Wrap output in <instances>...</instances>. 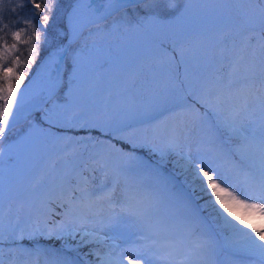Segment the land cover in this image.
Instances as JSON below:
<instances>
[{"label": "snow or ice", "instance_id": "1", "mask_svg": "<svg viewBox=\"0 0 264 264\" xmlns=\"http://www.w3.org/2000/svg\"><path fill=\"white\" fill-rule=\"evenodd\" d=\"M25 2L31 4V15L7 20L5 12L17 13L18 9L24 8ZM108 2L116 6L137 2L150 6L153 11L149 18L153 21L176 7L170 0ZM246 2L257 6L254 11H258L260 17L259 36L254 27L249 28L240 34L238 41L232 42L231 47H223L220 56L224 62L210 79L201 83L198 93L185 92L184 81L175 77L171 86L165 89L162 103L171 102L182 110L152 125L150 133L145 130L143 139L132 124L121 121L114 125L111 118L86 120L79 125L82 129H95L105 135L118 134L113 138L125 142L131 150L125 152L123 148L109 144V155L136 161L129 165V171L138 168L159 178L170 162L168 157L173 153L179 155L185 173L191 177V184L207 197L204 203L195 204L181 197L184 217L177 225L175 220L161 214V199L147 191L141 182L125 171L110 174L105 158L93 159L95 166L91 171L103 170L102 183L94 186L84 175L89 170L88 165L77 178L61 181L53 190L55 194H47L43 199L41 219L28 233L29 239L37 234L44 235L45 231L48 238L70 236L75 239L76 233L82 232L81 243H99L105 238L95 231L97 226L101 231L110 230L134 220L140 235L128 242L129 247L113 245L104 255L96 251L98 264H209L207 255L211 241L201 231L200 220V214L207 212L209 216L223 220L231 232L232 244L239 245L241 251L255 258L252 264H264V0ZM91 3L92 0H78V5L89 8ZM8 4L11 0H0V142L17 123L27 96L21 85L36 62L44 39V31L34 21L38 19L43 29H47L57 0H16L11 7ZM165 44V41L160 42L158 62L178 66L177 55L182 61L185 49L172 45L169 50ZM21 45L26 48L22 50ZM138 114L130 112L126 119H135ZM41 119L50 122L51 116ZM198 128L204 137L193 151L189 141L195 143L193 133ZM186 144H189L187 152ZM144 147L158 153L159 159L139 160L135 157V150ZM41 182L42 178L37 184ZM58 216L62 218L55 222ZM50 223L52 227H48ZM89 225L93 226V231L87 230ZM177 226L182 229L179 238L173 231ZM24 235L21 229L20 235L13 239L22 240ZM4 238L3 215L0 214V243ZM29 254L28 249L10 248L8 264H28ZM4 257V249L0 248V264H5ZM55 264L66 262L58 260Z\"/></svg>", "mask_w": 264, "mask_h": 264}, {"label": "rangeland", "instance_id": "2", "mask_svg": "<svg viewBox=\"0 0 264 264\" xmlns=\"http://www.w3.org/2000/svg\"><path fill=\"white\" fill-rule=\"evenodd\" d=\"M170 2L176 7L169 9L167 14L160 15L157 21L149 18L153 11L150 6L137 3L124 8L106 21L88 26L68 46L64 57L71 59L63 61L55 90L41 102L43 105L48 104L44 105L40 113L35 110L23 122L16 124L0 142V149L3 150L0 154V214L3 215L5 237L0 248L4 249L5 264H8L7 253L10 248L28 249V264H55L58 260L66 264H98L96 251L104 255L113 245L129 247L128 242L140 235L137 222L128 220L110 230L101 231L97 226L95 231L105 238L99 243H81L83 233L78 232L76 240L79 243H75V247L68 243L72 237L56 239L37 235L31 239L24 236L22 240L8 237L11 236V228L29 226L32 219L40 220L45 196L55 194L53 190L61 181L77 178L85 165L90 168L93 159L105 158L110 174L125 171L141 182L147 191L161 199V214L175 220L177 225L184 217L180 198L195 203L192 193L183 189L180 182L166 173L170 171L178 174L183 170V160L179 155L173 153L168 157L170 162L157 178L138 168L129 171V165L136 161L110 156L109 144L123 148L125 152L131 149L105 140V134L94 129L93 133L85 135L82 140L80 136H76L75 131H71L81 120L93 122L111 118L114 125L124 121L132 124L134 129H141L144 133L148 130L150 133L152 125L171 118L174 113L182 110L174 107L171 102L162 103L164 91L171 86L175 77L184 81L188 92H192V89L197 91L201 83L210 79L219 64L224 62L220 56L223 47H231L232 42L238 41L240 34L249 28L254 27L259 36L260 17L258 11H254L257 6L248 4L246 0ZM14 3L16 0H11V4ZM11 4L7 6L11 7ZM80 8L78 0H57L52 13L53 19L49 22L52 30H48L49 33L34 21L44 31L39 52L49 48L43 59L49 60L60 44L66 42L68 26L63 30L60 22L65 20L67 24ZM5 16L7 20L13 21L29 15L24 13L22 17H13L14 13L6 11ZM64 32L66 39L62 40ZM161 41L166 42L165 46L169 50L172 45L185 49L182 61L177 55L178 66L161 65L158 62ZM20 47L22 50L26 48L24 45ZM45 66L43 71L50 68L48 61ZM38 68H34L32 73ZM28 80L24 81L21 89ZM130 112L139 114L135 119H126ZM46 115L51 116L50 122L41 119ZM73 116L78 118L73 119ZM168 122L171 124V119ZM201 134L204 133L198 128L193 133V137L198 139L194 140H199ZM189 144L194 151L197 144ZM189 144L185 145V152L189 150ZM134 156L139 160L159 159V154L152 153L148 147L144 150L136 149ZM184 177L187 179V176ZM41 178L42 182L37 184ZM195 192L204 201L207 199L198 188ZM212 216L214 223L208 222L204 217L203 221L200 215L201 231L211 241V249L207 255L209 264H225L234 258H240L242 264H252L255 258L241 251L239 245H233L231 232L223 220ZM87 230L93 231V226L89 225ZM173 231L177 238L182 235L179 226ZM11 234L19 236L15 232ZM77 245L82 249L81 259L75 255Z\"/></svg>", "mask_w": 264, "mask_h": 264}, {"label": "trees", "instance_id": "3", "mask_svg": "<svg viewBox=\"0 0 264 264\" xmlns=\"http://www.w3.org/2000/svg\"><path fill=\"white\" fill-rule=\"evenodd\" d=\"M31 12H32L31 4L25 2L24 8H23V9H18V12H17V13H14V16H13V17H22V16L24 15V13H26V14H28V15L30 16V15H31ZM36 24H37V23H36ZM60 25H61L60 28L62 27L63 30H66L65 20H61ZM37 26H40V25L37 24ZM48 30H49V31H52V30L50 29V24H49V26L47 27L46 31L48 32ZM84 31H85V30H83V31L80 33V35H81ZM48 33H49V32H48ZM65 35H66V34H65V32H64V37L62 38V40H65V39H66V36H65ZM87 38H88V37H87ZM70 45H71V44H70ZM48 49H49V48L46 47V48L40 50L39 55L36 57V62L33 64L32 69H31L30 71H28V74L26 75L25 80H26V79L28 78V76L31 74L33 68H34V67L36 66V64L42 59V57H43L44 54L48 51ZM68 56H69V54H68ZM69 58H70V57H65L64 61L67 60V62H68V61L71 59V58H70V59H69ZM184 88H185V91L188 92V91H187V86H186V84L184 85ZM198 92H199V90L195 91V90L192 89V93H198ZM46 104H48V103H46ZM46 104H45V105H46ZM197 106L199 107V105H197ZM43 108H44V107H43ZM43 108H42L41 110H39L38 113H40V111H42ZM201 111H204V109L201 108ZM85 121H86V120L78 121V122L75 124V128H73V130H71V131H75L76 136H80V138L85 137V135H89V134L93 133L92 131H95L94 129H93V130H90V129H82V128H80L79 125L82 124V123H84ZM89 122H91V121H89ZM138 130H139L138 134H140V135H138L139 138H140V139H143V138H144L143 135H145V133H144L143 130H141V129H138ZM128 131H131V129H128ZM114 135H118V134H107V135H105V136H103V137H104L105 140H109V141L112 142V143H117V145L129 149V146H128L125 142H123V141H119V140H117V139H114V138H113ZM194 139H197V138H196V137H193V140H194ZM194 141H195V143H193L192 141H189V143H192V144H198V143H199V140H194ZM144 148L146 149V147H144ZM144 148H139V149H143V150H144ZM136 152H137V151H136ZM138 153H139V152H138ZM140 154H142V153H140ZM86 162H91V161H90V160H86ZM88 164H89V163H88ZM94 166H95V165H93V163H92V165L90 166L89 170L86 171V172H84V175L87 176V177H89V179H90L92 185L95 186V185H97V184L102 183V181H103V179H104V175H103V171L101 172L100 169H98V170L95 171V172L91 171V167H94ZM179 173H180V174H179ZM179 173H178V174H177V173H174V174L177 175V177H178L180 183L182 184V186H183L184 188L188 189V190L192 193V195H193V197H194V201H195L197 204H203V203H204V199H203L202 197L199 198V194L195 192V191H196V188H194L193 186L191 187V186L188 185V183L191 184V177L188 176L187 174L184 175V174H185L184 169H183L182 171H179ZM184 176H187V179H185ZM191 185H192V184H191ZM197 194H198V195H197ZM203 215H204L205 217H207V218H208L210 221H212L213 223L215 222L214 219H213V216H212V215L209 216V215L207 214V212H204ZM61 218H62V217H59V216L56 217V218H55V222H58ZM34 220H35V221H34ZM38 221H39V220H37V219H32L31 222H30L31 224H29V226H25V227H24V226H19L17 229H12V228H11L10 231L15 232V234H17V235H20V231H21V229H22V230L24 231V233H25L24 236L27 237V236H28V233L32 231L33 227L36 225V223H37ZM12 223H13V225H15V222H14V221H13ZM52 226H53L52 223H50V224L48 225V227H52ZM41 228H43V225H42V224H41ZM15 230H16V231H15ZM12 232H10V235H11V236H8V237H10V238L13 237L12 234H11ZM223 232H224V231H223ZM37 235H40V234H37ZM37 235H35V236H37ZM44 235H46V231H45V234H44ZM76 235H77V233H76ZM68 237H70V236H65L64 239H66V238H68ZM68 243L71 244L72 246H74L75 243L78 244L79 241L76 240V238H75V239L70 238V240H69ZM74 247H75V246H74ZM75 252L77 253V254H75V255L78 256L80 259L83 257V255H82V249L80 248V246H78V245L76 246V248H75Z\"/></svg>", "mask_w": 264, "mask_h": 264}, {"label": "bare ground", "instance_id": "4", "mask_svg": "<svg viewBox=\"0 0 264 264\" xmlns=\"http://www.w3.org/2000/svg\"><path fill=\"white\" fill-rule=\"evenodd\" d=\"M113 5L115 4L110 5L108 0H92L90 8L86 5H82L78 16H76L75 19L70 23L69 37H73L75 35V31L80 25H83L93 18L101 16L103 13L111 9ZM59 54L60 49L55 50L54 54L52 53V56L49 57V60H47L50 68L46 71H43V68L47 61L42 63L35 72V75L32 77V79L22 88V90L27 91V96L19 114L24 112L30 102L35 101L34 97L41 92L42 88L53 80L55 75L54 66ZM56 85L57 84L52 85L48 92L41 94L36 103L38 104V102H42L43 100H45L52 93V91L55 90Z\"/></svg>", "mask_w": 264, "mask_h": 264}, {"label": "water", "instance_id": "5", "mask_svg": "<svg viewBox=\"0 0 264 264\" xmlns=\"http://www.w3.org/2000/svg\"><path fill=\"white\" fill-rule=\"evenodd\" d=\"M138 3V2H137ZM125 5H129V4H124V5H121V6H125ZM121 6H116L115 8H118V7H121ZM110 11V10H108ZM103 15H107V13L103 14ZM103 17V16H102ZM102 18H97V20H93L91 22H86L84 23L83 25H80L78 27V29L75 31V35L73 37H68L65 45H63L60 49V56L55 64V75H54V78L51 82H49L48 84H46L41 92L35 96V101L31 102L28 107L26 108V110L24 112H22L21 114H19V117H18V120H17V123L20 122L24 117H26L27 115H29L31 113V111L37 106L35 103L37 101V99L41 96V94L47 92L52 85H55L58 83V80H59V77H60V72H61V67H62V64H63V58H64V55L67 51V47L68 45L75 39L76 35L79 33V31H81L83 28L87 27L88 25H91V24H94L98 21H100Z\"/></svg>", "mask_w": 264, "mask_h": 264}]
</instances>
